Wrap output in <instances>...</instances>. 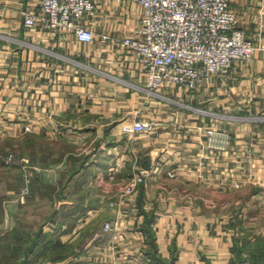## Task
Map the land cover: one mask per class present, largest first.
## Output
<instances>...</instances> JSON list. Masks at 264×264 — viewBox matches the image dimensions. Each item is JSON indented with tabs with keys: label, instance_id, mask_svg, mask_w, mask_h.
Listing matches in <instances>:
<instances>
[{
	"label": "crops",
	"instance_id": "1",
	"mask_svg": "<svg viewBox=\"0 0 264 264\" xmlns=\"http://www.w3.org/2000/svg\"><path fill=\"white\" fill-rule=\"evenodd\" d=\"M231 1L247 34L261 35L264 43V0ZM96 3L87 22L95 38L81 43L27 29L23 13L34 10L37 0H0V142L19 140L10 147H20L25 160L34 153L30 163L36 167L30 194L22 199L18 167L0 157V264H12L16 251L19 264H161L149 255L146 218H152L155 252L163 262L264 264V242L236 246V228L224 221L230 219L197 199L180 201L172 191L164 196L162 182L149 172L133 193L124 194L129 177L154 164L158 143L177 134H170L166 119L153 135L111 127L125 123L128 113L133 119L139 106L145 75L116 43L138 25L140 7L134 0ZM227 82L223 101L264 111V50L234 69ZM232 120H221L229 139L236 137ZM29 124L34 130L26 131ZM243 125L264 134V120ZM197 180H180L179 198L186 184L202 186ZM106 223L112 225L108 230ZM13 235L25 238L23 249L9 239Z\"/></svg>",
	"mask_w": 264,
	"mask_h": 264
},
{
	"label": "rangeland",
	"instance_id": "2",
	"mask_svg": "<svg viewBox=\"0 0 264 264\" xmlns=\"http://www.w3.org/2000/svg\"><path fill=\"white\" fill-rule=\"evenodd\" d=\"M238 23L240 28L246 31L240 24L239 18ZM245 34L246 40L253 46V52L248 60L237 61L235 70L245 66L255 52L264 50L261 35L257 33L248 35L247 31ZM116 44L118 46V43ZM230 76L214 75L207 77V81H203L192 91L165 86L163 89L155 91L158 94L146 91V78L144 76V85L138 92L139 108L132 109L136 113L135 116L132 119L131 114L128 113L125 115V123L115 122L111 127L120 124L118 131L126 133L122 131L123 126L135 121H144L151 123L152 130L138 134L153 135L162 128V121L166 119L172 126L170 134L175 133L177 136L158 143L157 148L159 151L161 149V152L158 153L153 161L154 164L149 167L148 171H139V173L134 172L133 174L137 173V175L143 176L142 181L139 182L141 184L149 172L153 179L162 182L160 185L166 189L164 196H167V192L170 195V191H172L171 195H175L179 200L195 202L197 199L207 206V211H215L221 215V218L230 219L224 221L236 228L234 244L238 246L240 241H242V245L245 242L246 244L248 242L253 244L264 242V134L259 137L257 130L251 133V130L244 128L248 126L243 125L251 122V120H264V111L260 109L253 111L242 101H236L235 104L226 99L223 101L224 96L229 94L227 89L229 82L227 80ZM225 119L234 120L235 139H229L228 134L223 130L224 124L221 120ZM11 126L7 128L9 129ZM30 126L29 124L25 127L26 131L34 130ZM0 130L3 131L4 128L0 126ZM208 131L214 132L210 134ZM128 134L137 133L128 132ZM19 143V140L0 142V157L3 161L5 160L6 165L18 167L20 175L19 194L24 199L30 194L36 167L32 164L33 162L30 163V161L35 160L34 153L29 154V158L27 157L25 160V157L21 156L23 150L20 147H10L11 144L17 145ZM170 154H174V158L167 156ZM187 154L192 155L187 156ZM162 155L165 157L162 158ZM151 161H149L150 164ZM158 163L163 165L160 167ZM173 164H182L186 167L169 166ZM137 175L129 177L130 179L123 186L124 194H130L126 191L127 187ZM158 176L161 177L157 178ZM26 177L28 179V193L23 194L22 190L25 187L24 180ZM187 177L188 179L189 177L195 180L200 179L199 182L202 186L198 184L199 187L193 189L189 184H186L188 187L185 186L186 188L179 198L181 191L180 189L177 190L178 185L180 180L182 181ZM137 186L138 184L135 189ZM173 187L175 188L171 189ZM250 215L254 218L249 219ZM9 239L16 242V247L20 248L19 250L26 245L25 238L22 239V237L13 235ZM20 255L21 251L11 254L12 264H19Z\"/></svg>",
	"mask_w": 264,
	"mask_h": 264
},
{
	"label": "built area",
	"instance_id": "3",
	"mask_svg": "<svg viewBox=\"0 0 264 264\" xmlns=\"http://www.w3.org/2000/svg\"><path fill=\"white\" fill-rule=\"evenodd\" d=\"M134 1L140 7L138 25L117 43L144 73L146 91L156 93L165 86L192 91L207 77L230 76L237 61L252 55L253 46L240 28L231 0ZM96 11V0H37L34 10L23 13V25L90 43L95 35L87 22ZM150 130L151 123L144 121L122 127L126 133ZM142 178L134 177L126 191L131 194ZM24 184L22 193L27 194V177ZM111 226L106 223L104 230Z\"/></svg>",
	"mask_w": 264,
	"mask_h": 264
},
{
	"label": "trees",
	"instance_id": "4",
	"mask_svg": "<svg viewBox=\"0 0 264 264\" xmlns=\"http://www.w3.org/2000/svg\"><path fill=\"white\" fill-rule=\"evenodd\" d=\"M151 223H152V218H146L144 221V224L142 225V227L144 228V230L147 232L148 234V238H149V245L153 248V252H149V255L151 256V260L153 259L156 260L157 262H161V264H172V260L171 262H163L162 258H160L157 253L155 252L156 250V244L154 242V235L151 231ZM173 254V253H172Z\"/></svg>",
	"mask_w": 264,
	"mask_h": 264
}]
</instances>
